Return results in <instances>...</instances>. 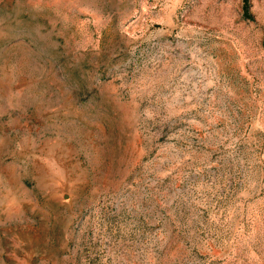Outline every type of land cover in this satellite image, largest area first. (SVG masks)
<instances>
[{"label":"rangeland","instance_id":"374dc122","mask_svg":"<svg viewBox=\"0 0 264 264\" xmlns=\"http://www.w3.org/2000/svg\"><path fill=\"white\" fill-rule=\"evenodd\" d=\"M0 264H264V0H0Z\"/></svg>","mask_w":264,"mask_h":264}]
</instances>
